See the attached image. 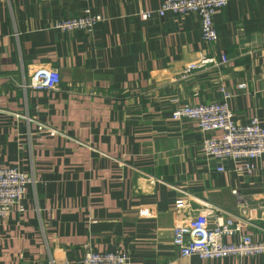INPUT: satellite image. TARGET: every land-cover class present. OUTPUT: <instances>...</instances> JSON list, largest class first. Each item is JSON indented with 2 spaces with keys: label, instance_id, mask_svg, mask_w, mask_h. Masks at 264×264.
<instances>
[{
  "label": "crops",
  "instance_id": "1",
  "mask_svg": "<svg viewBox=\"0 0 264 264\" xmlns=\"http://www.w3.org/2000/svg\"><path fill=\"white\" fill-rule=\"evenodd\" d=\"M160 3L0 0V168L35 178L0 219V264H80L84 244L131 264H264V253L178 254L174 224L207 205L264 240V155L251 174L235 170L246 159L219 172L200 154L196 123L171 119L178 104L215 100L224 87L237 122L264 125V0L218 10L213 49L194 12L141 17ZM84 8L103 16L91 33L55 27ZM205 53L215 65L183 77ZM39 66L57 68L56 88L27 86Z\"/></svg>",
  "mask_w": 264,
  "mask_h": 264
},
{
  "label": "built area",
  "instance_id": "2",
  "mask_svg": "<svg viewBox=\"0 0 264 264\" xmlns=\"http://www.w3.org/2000/svg\"><path fill=\"white\" fill-rule=\"evenodd\" d=\"M229 0H161L156 10L141 11L143 19L153 15L163 17L167 13L182 15L188 12L198 14L200 18V34L202 41L213 49L218 34L214 25V14L224 8ZM103 20V16L84 8L76 16H69L56 22L55 27L61 30L93 31L94 26ZM213 55L207 53L190 62L183 70V77L196 70L215 65ZM59 83L57 68L39 66L35 68L27 86L32 89L56 88ZM245 87L244 82L238 88ZM218 98L206 103H182L171 111L173 120H189L196 123L202 133L200 154L206 161H213L219 172L227 169L226 162L246 159L244 168L237 167L238 173L251 174L255 167L250 160L264 155V125L256 117L247 122H237L229 106L232 92L219 87ZM220 132V136L212 132ZM32 173H25L17 168H0V219H3L14 208L21 204L25 187L34 183ZM182 208H176L180 212ZM240 220L233 215H217L208 211V205L201 208L193 216L173 226L172 244L181 257L200 259L222 258L226 256H250L264 253V240L254 241L248 234L240 232ZM238 234L236 242L226 243L224 236ZM80 264H131L128 256L118 250L100 252L89 244L83 246Z\"/></svg>",
  "mask_w": 264,
  "mask_h": 264
}]
</instances>
